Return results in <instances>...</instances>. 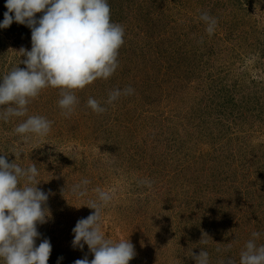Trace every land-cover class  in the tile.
I'll list each match as a JSON object with an SVG mask.
<instances>
[{
  "label": "rangeland",
  "instance_id": "rangeland-1",
  "mask_svg": "<svg viewBox=\"0 0 264 264\" xmlns=\"http://www.w3.org/2000/svg\"><path fill=\"white\" fill-rule=\"evenodd\" d=\"M157 1L108 0L112 21L135 34L124 37L109 79L75 91L71 115L59 107L60 89L43 97L52 133L25 141L15 132L25 118L0 119V155L35 164L49 194L51 218L36 240H50L48 264L94 258L73 246L72 229L94 213L85 205L96 189L111 196L105 238L134 245L129 264H196L202 250L209 264H239L252 233L264 245V0ZM205 13L216 20L211 35ZM31 47L27 26L0 29V78L23 68L20 50ZM128 87L132 94L107 104L110 91ZM90 97L106 110L93 111ZM83 180L78 197L72 188Z\"/></svg>",
  "mask_w": 264,
  "mask_h": 264
},
{
  "label": "clouds",
  "instance_id": "clouds-1",
  "mask_svg": "<svg viewBox=\"0 0 264 264\" xmlns=\"http://www.w3.org/2000/svg\"><path fill=\"white\" fill-rule=\"evenodd\" d=\"M5 8L0 29L14 22L27 26L31 29L32 47L30 51L20 50L26 57L22 61L26 69L14 68L0 78V119L25 117L29 103L47 87L60 89L58 104L69 116L78 103L76 90L98 79H109L119 67L118 54L125 33L120 24L112 21L108 0H6ZM201 20L209 35L213 34L216 20L207 13ZM133 92L131 87L113 89L107 104ZM87 104L96 113L106 110L91 97ZM51 125L45 117L27 116L15 132L28 141L33 136L46 137ZM38 176L35 164L22 168L0 155V264H48L50 240L45 238L36 244L41 236L37 226L51 218L46 206L49 194L38 187ZM88 183L83 180L74 185L73 194L85 196ZM144 183L150 186V181ZM96 192L97 199L85 205L94 213L80 219L72 229L73 246L83 249L87 245L94 258L77 259L74 264H129L136 256L134 245L129 240L113 243L105 238L102 211L111 196L100 189ZM252 236L240 253L239 264H264V245L256 243L260 233ZM194 259L196 264H209V253L202 250Z\"/></svg>",
  "mask_w": 264,
  "mask_h": 264
},
{
  "label": "trees",
  "instance_id": "trees-1",
  "mask_svg": "<svg viewBox=\"0 0 264 264\" xmlns=\"http://www.w3.org/2000/svg\"><path fill=\"white\" fill-rule=\"evenodd\" d=\"M144 1L145 0H140V2H141V4L139 5V7L140 6H142L143 5V3H144ZM159 2V1H157V0H154V2ZM113 9H111V16H113L114 15V13H115V9H114V7H112ZM136 8V7H135ZM157 15H159L158 13H153V11L151 10V18H153L154 16H157ZM120 21V20H119ZM122 21L123 20H121L118 24H120V23H122ZM116 23V22H115ZM124 23V22H123ZM142 23H140L139 22V26H138V29H140V31L142 32L143 30V24L141 25ZM121 25H123L122 27H123V29H124V37H127V38H129L128 36L130 35V34H135V32H133V28H131V27H129L128 25H125V23L124 24H121ZM128 27H129V29H128ZM247 32H248V30H246ZM139 35V34H138ZM140 36H143L142 34H140ZM126 40V38L124 39V43H126L125 44V46L129 43L128 41H125ZM234 44V43H233ZM229 46H232V44H230ZM229 50H231V49H229ZM236 54V53H235ZM22 69H26V65L22 68ZM51 89H54V87H47V88H45L43 91H42V93H45L43 96L42 95H40V96H38V97H36V98H34L30 103H32V105L33 106H27L28 107V111H27V114H26V116L25 117H23V118H27V116H42V117H45L46 118V114L47 113H49L50 112V110H48V107H46V106H44V105H46V101H47V96L49 95V93H50V91H51ZM45 96V98H46V101L43 99V97ZM42 103V104H41ZM44 103V104H43ZM49 103V102H48ZM47 103V104H48ZM41 105V106H40ZM49 105V104H48ZM41 107H44V110L42 111V109H41ZM47 112V113H46ZM49 120H51V118L49 119ZM54 129V127L51 125V130H53ZM56 131V129L54 130V132ZM51 133H52V131H50Z\"/></svg>",
  "mask_w": 264,
  "mask_h": 264
}]
</instances>
